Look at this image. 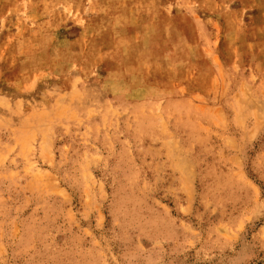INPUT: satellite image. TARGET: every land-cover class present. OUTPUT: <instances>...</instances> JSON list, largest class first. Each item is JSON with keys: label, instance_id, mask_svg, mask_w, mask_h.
Here are the masks:
<instances>
[{"label": "rangeland", "instance_id": "1", "mask_svg": "<svg viewBox=\"0 0 264 264\" xmlns=\"http://www.w3.org/2000/svg\"><path fill=\"white\" fill-rule=\"evenodd\" d=\"M0 264H264V0H0Z\"/></svg>", "mask_w": 264, "mask_h": 264}]
</instances>
